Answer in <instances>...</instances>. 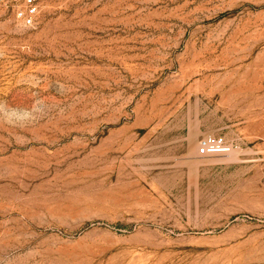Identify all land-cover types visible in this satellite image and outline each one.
<instances>
[{
	"label": "rangeland",
	"instance_id": "374dc122",
	"mask_svg": "<svg viewBox=\"0 0 264 264\" xmlns=\"http://www.w3.org/2000/svg\"><path fill=\"white\" fill-rule=\"evenodd\" d=\"M40 4H0V264H264V0Z\"/></svg>",
	"mask_w": 264,
	"mask_h": 264
},
{
	"label": "built area",
	"instance_id": "2783aa9c",
	"mask_svg": "<svg viewBox=\"0 0 264 264\" xmlns=\"http://www.w3.org/2000/svg\"><path fill=\"white\" fill-rule=\"evenodd\" d=\"M0 4L26 28L34 29L41 14L40 0H0ZM232 152L224 138L209 137L202 139L198 146L201 156H227Z\"/></svg>",
	"mask_w": 264,
	"mask_h": 264
}]
</instances>
